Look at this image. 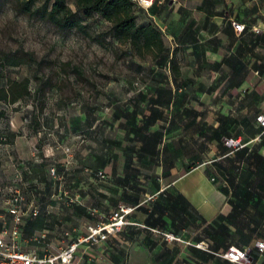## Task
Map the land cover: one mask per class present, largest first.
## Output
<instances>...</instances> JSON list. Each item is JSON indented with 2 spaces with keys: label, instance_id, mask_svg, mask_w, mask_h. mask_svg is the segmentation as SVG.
Listing matches in <instances>:
<instances>
[{
  "label": "rangeland",
  "instance_id": "obj_1",
  "mask_svg": "<svg viewBox=\"0 0 264 264\" xmlns=\"http://www.w3.org/2000/svg\"><path fill=\"white\" fill-rule=\"evenodd\" d=\"M203 1L158 0L150 13L137 7V24L153 23L164 31V40L181 71L178 85L192 81L198 89L203 83L207 86V93L217 92V99H220L218 95L225 88L223 70L212 64H216L222 55H227L222 36L207 41L200 33L202 43L198 46H206L202 48L208 68L204 71L196 63L193 48L177 47L180 44L178 37L188 25L202 28L200 4ZM226 1L233 11L232 0ZM68 4L72 11H76L74 0H69ZM235 6L241 20L248 5L238 3ZM81 16L89 36L75 30L60 32L50 23L16 14L11 5L0 11V215L5 218L6 227L10 228L13 221L7 217L8 204L19 192L27 211L31 206L46 205L45 216L48 217V223L31 234L34 229L28 215L21 244L23 250L55 251L65 247L69 243L67 233L82 229L88 222L87 216L94 211L98 214L113 210L116 206L114 201L106 203L104 193H109L106 195L112 198L121 192L122 181L128 187L124 176L129 173L132 177L136 174V167L141 165L129 156L132 149L139 146L134 140L137 128L144 126V132L159 137L166 131V119L174 114V108L167 110L158 106L153 110L162 111L163 118L153 127L145 125V117L151 112L149 100L156 96L159 84L172 82L170 69L160 66V60L153 59L152 55L140 53L128 43L114 41L109 34L110 24L98 15L86 17L81 13ZM90 37H101L104 46ZM191 42L192 39H188L187 43ZM213 49L216 54L212 53ZM21 52L32 53L36 62L20 67L5 64L6 55L18 53L20 56ZM192 64L199 69L193 70ZM23 79L29 80L30 95L16 104L5 103L1 99V88ZM185 93L183 90L181 94ZM139 94L145 96L146 101L138 99ZM215 100L210 106L196 101L201 114L208 117L210 112V124L216 114L224 111V107L216 105ZM184 116L189 119L191 115L185 111ZM184 123L187 125V121ZM213 125L201 130V139L205 148L213 152L205 156L209 160L219 159L217 161L229 171L222 176L224 182L221 184L234 189L235 178L241 170L247 169L250 184L254 188L262 187L261 179L249 170L252 167L259 171V167H264L258 155L259 145L249 146L251 162L220 157L216 149L210 150ZM175 134L171 133L169 138ZM231 137L235 138L234 135ZM98 155L106 163V168L102 169L104 179L96 177L93 175L95 172L89 169L101 163L96 160ZM53 169L54 176L51 175ZM122 169L127 171L126 174L121 173ZM212 179L217 182L216 177ZM78 208H84L85 215L77 214ZM252 217L256 222L253 225L256 238H264V195L258 196L245 214L238 215L237 224L242 232ZM42 236L46 237L45 243L37 245L35 240ZM73 264H77L76 261Z\"/></svg>",
  "mask_w": 264,
  "mask_h": 264
},
{
  "label": "crops",
  "instance_id": "obj_2",
  "mask_svg": "<svg viewBox=\"0 0 264 264\" xmlns=\"http://www.w3.org/2000/svg\"><path fill=\"white\" fill-rule=\"evenodd\" d=\"M231 3L233 11L226 0H217V15L209 14L201 6L202 28L198 29L196 35L199 45L202 43L200 33H203L207 41H212L219 35L225 41L227 55H222L216 61L221 63L225 79L224 91L218 95L220 99H217V92L211 95L207 93V86L200 82L198 89H195L192 81L178 85L180 79L168 85L159 84L161 94L158 95L162 98V93H165L163 99L169 101L168 106L160 108H174V114L166 119L165 133L159 137L144 131L140 135L136 134L134 140L139 146L132 149L129 156L139 162L141 167H136L134 177H129V173L126 174L127 171L122 169L121 173L126 174L124 179L129 186L122 181L121 192L115 193L112 198L106 195L109 193L105 192V196L103 195L106 203L113 200L116 206L106 213L97 214L94 211L85 218L88 222L84 223L82 229H73L69 233L77 237L84 233L87 225L107 222L111 213L121 205L135 208L129 216V220L135 225H128L109 241L84 251V255L79 254L75 260L77 264H238L223 257L232 246L248 251L256 264H264V253L261 255L255 248V243L264 240L256 238L253 227L255 219L252 217L246 223L243 232L237 224L238 215L245 214L255 199L264 195V167H259V171L249 167L261 179L262 187L254 188L250 184L249 171L245 169L235 178L234 189H228L221 183L224 182L222 176L229 171L217 161L219 159L209 160L206 157L213 152L205 148L201 139V130L214 124L210 150L216 149L221 154L220 157L230 158L229 160L244 162L247 159L251 162L253 160L249 146L258 144V155L264 165V131L255 122L259 114H264V0H232ZM236 3L248 5L241 20L238 19ZM233 23H242L247 29L238 34ZM252 30L258 31L255 33ZM180 38L181 36L178 37V42ZM180 44L177 47L193 48L192 44ZM199 47L201 50L193 48V54L201 71H204L208 69L203 50L206 46ZM191 68L199 69L195 64ZM183 90L187 94L182 95ZM156 97L157 94L154 98ZM139 98L145 101L147 99L143 95ZM213 99H216V105L224 107V111L216 114L210 124V112L208 117L201 114L196 101L200 100L203 105L210 106ZM185 111L191 115L189 119H185ZM170 123L172 126L169 130ZM171 133L176 134L169 138ZM155 139L158 143L156 147ZM229 139L239 141L240 145L228 147L226 140ZM96 160L101 163L96 168L89 169L95 172L93 175L104 179L102 169L106 168V163L100 155ZM215 177L217 182L213 183L211 179ZM37 207L39 215H29V220L37 222L36 229L40 230L48 223V217L45 216L46 205ZM78 212L85 215L84 208H78L76 213ZM27 217L23 220L21 250ZM32 229L34 231L31 234L35 232V228ZM158 231L174 234L181 242H165L157 234ZM44 238L46 237L42 236L40 240L35 238L37 245L44 244ZM199 244L206 245L207 248L202 249ZM62 248L64 247L55 251L44 249L39 252L36 248L23 251L40 256L45 252L55 253Z\"/></svg>",
  "mask_w": 264,
  "mask_h": 264
},
{
  "label": "trees",
  "instance_id": "obj_3",
  "mask_svg": "<svg viewBox=\"0 0 264 264\" xmlns=\"http://www.w3.org/2000/svg\"><path fill=\"white\" fill-rule=\"evenodd\" d=\"M69 0H0V11L6 5H11L16 14L28 16L30 19H37L45 23H50L60 32L64 31H79L89 36L86 32V27L82 24L83 18L81 13H84L86 17H93L98 15L104 22L110 24L111 38L118 43H128L135 50L141 53H148L152 55L153 59L160 60V66L164 69H170L172 73V81L177 82L181 77L179 66L173 58L170 49L167 47V43L164 40L162 31L153 23L149 25L137 24L139 19L138 6L133 0H74L76 11H72L68 4ZM158 3L152 6V8ZM200 6L209 14L217 15V1L216 0H204ZM150 8L146 12L150 13ZM153 12H157L153 10ZM155 17L154 15L151 16ZM153 19V18H152ZM247 29L245 26L244 31ZM198 29L194 28L193 24L188 25L181 35L180 45H186L188 39H192L193 48L196 50L199 40L196 38ZM243 31V32H244ZM106 36V34H105ZM102 37V36H101ZM97 37H93L91 40L98 42L104 46V41ZM201 50V48H200ZM201 52V51H200ZM202 53V52H201ZM200 57V56H199ZM6 65L13 67H20L22 65H29L36 62L32 53L21 52L20 56L17 54L11 56H5ZM221 63L213 64V66H220ZM2 98L5 103L10 105L21 102L30 95L29 80L23 79L21 82H10L5 87L1 88ZM160 90L156 89L157 97L149 100L151 104L150 116L145 117V125L153 127L155 123L163 118L162 111L153 110L161 106H168L169 101L163 99L165 93H162V98L158 95L161 94ZM142 94H139L141 96ZM159 106V107H158ZM172 126V123L169 125ZM143 127L137 128L136 134L140 135L143 132ZM155 147L158 145L157 140H154ZM37 222L33 223V227L38 228ZM264 253V252H263ZM262 255V254H261ZM253 259V258H252Z\"/></svg>",
  "mask_w": 264,
  "mask_h": 264
},
{
  "label": "built area",
  "instance_id": "obj_4",
  "mask_svg": "<svg viewBox=\"0 0 264 264\" xmlns=\"http://www.w3.org/2000/svg\"><path fill=\"white\" fill-rule=\"evenodd\" d=\"M139 7L145 11L152 8L157 0H133ZM234 30L241 34L244 31L245 25L242 23H233ZM255 122L264 131V114H259ZM226 145L229 147L238 146L240 142L237 140H226ZM101 178H104L102 173H99ZM51 175H55V170L51 171ZM214 182V179H211ZM13 200L8 204L7 217L11 218L13 224L10 228L5 225V218L0 215V264H73L78 255H84V251L98 246L102 242L109 241L114 236L120 234L128 225H135L129 219V216L134 212L135 208L131 206H119L108 217L107 222H98L97 224H89L86 226L84 233L74 237L72 234H67L69 243L61 250L52 253L45 252L43 255H38L34 252L23 251L20 248L21 231L24 223V218L28 215L38 216L39 208L31 206L27 211L23 206L24 199L16 192ZM29 213V214H28ZM165 242H181V239L174 234L158 231ZM256 250L262 254L264 252V240L255 243ZM200 248H207L206 245L199 244ZM84 249V250H83ZM81 250H83L82 253ZM229 262L238 264H256L254 259L248 256V251H242L232 246L223 255Z\"/></svg>",
  "mask_w": 264,
  "mask_h": 264
},
{
  "label": "water",
  "instance_id": "obj_5",
  "mask_svg": "<svg viewBox=\"0 0 264 264\" xmlns=\"http://www.w3.org/2000/svg\"><path fill=\"white\" fill-rule=\"evenodd\" d=\"M248 256H249V254H248Z\"/></svg>",
  "mask_w": 264,
  "mask_h": 264
}]
</instances>
